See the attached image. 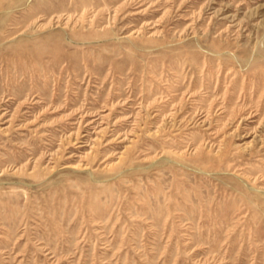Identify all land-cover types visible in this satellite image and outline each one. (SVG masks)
Instances as JSON below:
<instances>
[{
  "label": "rangeland",
  "instance_id": "rangeland-1",
  "mask_svg": "<svg viewBox=\"0 0 264 264\" xmlns=\"http://www.w3.org/2000/svg\"><path fill=\"white\" fill-rule=\"evenodd\" d=\"M0 264H264V0H0Z\"/></svg>",
  "mask_w": 264,
  "mask_h": 264
}]
</instances>
